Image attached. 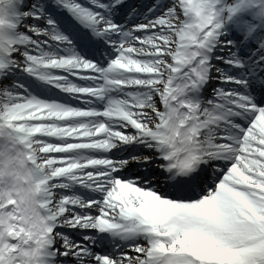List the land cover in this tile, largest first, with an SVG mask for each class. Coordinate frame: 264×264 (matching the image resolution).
Wrapping results in <instances>:
<instances>
[{"label": "snow or ice", "instance_id": "snow-or-ice-1", "mask_svg": "<svg viewBox=\"0 0 264 264\" xmlns=\"http://www.w3.org/2000/svg\"><path fill=\"white\" fill-rule=\"evenodd\" d=\"M0 264H264V0H0Z\"/></svg>", "mask_w": 264, "mask_h": 264}]
</instances>
